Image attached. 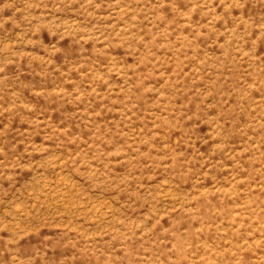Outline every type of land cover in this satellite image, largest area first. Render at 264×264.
Segmentation results:
<instances>
[{
    "label": "rangeland",
    "instance_id": "1",
    "mask_svg": "<svg viewBox=\"0 0 264 264\" xmlns=\"http://www.w3.org/2000/svg\"><path fill=\"white\" fill-rule=\"evenodd\" d=\"M0 264H264V0H0Z\"/></svg>",
    "mask_w": 264,
    "mask_h": 264
}]
</instances>
